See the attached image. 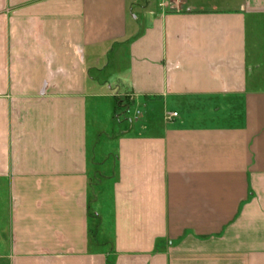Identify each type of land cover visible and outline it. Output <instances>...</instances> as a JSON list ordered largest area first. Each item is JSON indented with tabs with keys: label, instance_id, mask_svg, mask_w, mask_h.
Masks as SVG:
<instances>
[{
	"label": "crops",
	"instance_id": "1",
	"mask_svg": "<svg viewBox=\"0 0 264 264\" xmlns=\"http://www.w3.org/2000/svg\"><path fill=\"white\" fill-rule=\"evenodd\" d=\"M170 4L0 0V264H264V0Z\"/></svg>",
	"mask_w": 264,
	"mask_h": 264
},
{
	"label": "built area",
	"instance_id": "2",
	"mask_svg": "<svg viewBox=\"0 0 264 264\" xmlns=\"http://www.w3.org/2000/svg\"><path fill=\"white\" fill-rule=\"evenodd\" d=\"M174 0H162V6L165 8V9H168L169 7H170V3H172ZM176 2L178 1V0H175ZM173 116H177V114L176 113H174L173 114Z\"/></svg>",
	"mask_w": 264,
	"mask_h": 264
},
{
	"label": "rangeland",
	"instance_id": "3",
	"mask_svg": "<svg viewBox=\"0 0 264 264\" xmlns=\"http://www.w3.org/2000/svg\"><path fill=\"white\" fill-rule=\"evenodd\" d=\"M158 1H159V4H162V0H158ZM177 2L179 3V0H178ZM168 9L170 10V7H169ZM171 9H172V8H171ZM164 10H167V9L164 8ZM106 102H107V101H106ZM111 103L113 104V102H111ZM113 106H116V103H114ZM121 107H122V105L119 104V105H118V108H117V111H119V110L121 109ZM105 117H106V115L103 114V118H104V119H105Z\"/></svg>",
	"mask_w": 264,
	"mask_h": 264
}]
</instances>
